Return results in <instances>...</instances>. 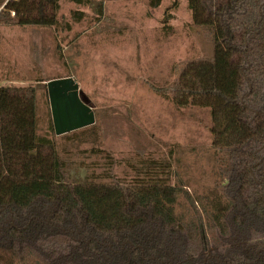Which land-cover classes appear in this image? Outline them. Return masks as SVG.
<instances>
[{"label":"trees","instance_id":"trees-1","mask_svg":"<svg viewBox=\"0 0 264 264\" xmlns=\"http://www.w3.org/2000/svg\"><path fill=\"white\" fill-rule=\"evenodd\" d=\"M67 1L103 16V0ZM161 2L148 5L157 9ZM185 2L192 24L212 36V57L174 68L169 86L150 89L176 108L209 110L211 148L230 198L213 218L238 205V233L259 234L250 250L224 263L264 264V0ZM0 7V24L51 28L58 22L59 0H0ZM81 16L72 14L76 21ZM171 19L165 14L163 28ZM47 129L52 133L51 120ZM92 154L105 160L100 174L38 134L34 87L0 86V213L9 217L0 260L19 241L45 240L52 249L58 237L76 245L70 264H157L173 255L182 226L173 211L179 191L170 184V163L140 155L130 166L133 177L120 182L111 174V156Z\"/></svg>","mask_w":264,"mask_h":264},{"label":"rangeland","instance_id":"rangeland-1","mask_svg":"<svg viewBox=\"0 0 264 264\" xmlns=\"http://www.w3.org/2000/svg\"><path fill=\"white\" fill-rule=\"evenodd\" d=\"M103 2L99 19L90 6L59 0L54 27L0 24V86L34 87L38 134L52 139L60 155L82 161L98 174L105 160L92 151L111 156V174L120 182L133 177L130 166L137 165L140 155L168 161L170 184L179 191L173 211L182 228L173 255L157 264H225L224 259L250 250L259 234L238 233L233 223L238 205L225 218H213L230 198L219 175V156L211 148L209 110L176 108L150 89L169 86L174 68L211 59L212 36L192 24L185 0H162L157 9L148 0ZM75 12L82 15L79 21L72 18ZM165 14L172 19L163 28ZM62 78L78 84L95 124L56 137L47 129L51 116L43 87ZM51 213L52 208L43 219ZM0 214L3 244L9 217ZM156 229L148 227L150 234ZM56 240L52 249L45 240L19 241L2 251L0 264H70L76 245L63 237Z\"/></svg>","mask_w":264,"mask_h":264},{"label":"water","instance_id":"water-1","mask_svg":"<svg viewBox=\"0 0 264 264\" xmlns=\"http://www.w3.org/2000/svg\"><path fill=\"white\" fill-rule=\"evenodd\" d=\"M45 85L53 133L56 137L95 124L94 112L81 98L78 84L72 78L50 80Z\"/></svg>","mask_w":264,"mask_h":264}]
</instances>
